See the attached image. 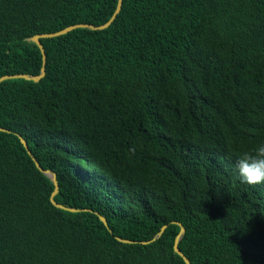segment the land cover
Wrapping results in <instances>:
<instances>
[{
  "label": "trees",
  "instance_id": "trees-1",
  "mask_svg": "<svg viewBox=\"0 0 264 264\" xmlns=\"http://www.w3.org/2000/svg\"><path fill=\"white\" fill-rule=\"evenodd\" d=\"M117 6L0 0V78ZM41 42L45 77L0 83V264H187L175 223L191 264H264V184L234 169L264 143V0H123Z\"/></svg>",
  "mask_w": 264,
  "mask_h": 264
},
{
  "label": "water",
  "instance_id": "water-1",
  "mask_svg": "<svg viewBox=\"0 0 264 264\" xmlns=\"http://www.w3.org/2000/svg\"><path fill=\"white\" fill-rule=\"evenodd\" d=\"M122 2L123 0H118V6H117V9L115 11V13L113 14L112 18L110 19V21L102 26H95V25H91V24H78V25H74V26H70L62 31H59V32H56V33H52V34H41V35H36L32 38H30L29 40L36 43L39 48L41 49V52L43 54V68H42V71L39 75H26V74H21V75H7V76H4L2 78H0V83L5 81V80H9V79H26V80H32V81H35V82H39L43 77H45L46 75V68H45V65H46V54H45V50H44V47H43V44L41 42V39L43 38H53V37H58V36H61V35H64L72 30H75L77 28H87V29H91V30H104L106 28H108L113 22L114 20L116 19V17L118 16V14L120 13L121 11V8H122ZM0 131H7L5 130L4 128H1L0 127ZM24 147L27 149L29 155L32 157L33 161L35 162L37 168L43 173L45 174L46 176H48L54 186H55V190L51 196V201L52 203L58 207V208H61V209H64V210H68V211H72V212H76L78 210L74 209V208H68L66 206H63L61 204H58L56 201H55V196L58 194L59 192V184H58V180H57V175L55 172L53 171H50V170H44L42 168V166L40 165V163L37 161V159L33 156V153L32 151L30 150L29 148V145L28 143L26 142V140H24L21 136H19ZM101 217V220L104 222L105 225H107V220L103 217V216H100ZM175 224H178L180 227H181V231L180 233L178 234L176 240H175V244H174V250L175 252L180 255L187 264H191L189 259L184 255V253L180 250L179 248V243L181 242V240L183 239L184 235H185V228L180 224V223H175ZM167 226H164L162 227V229L160 230V232L157 234V236L152 240V241H148V242H143L144 244H148L150 242H153V241H156L157 239L161 238V236L163 235V233L165 232ZM119 241L121 242H124V243H131V241L129 240H125V239H122V238H118Z\"/></svg>",
  "mask_w": 264,
  "mask_h": 264
},
{
  "label": "clouds",
  "instance_id": "clouds-1",
  "mask_svg": "<svg viewBox=\"0 0 264 264\" xmlns=\"http://www.w3.org/2000/svg\"><path fill=\"white\" fill-rule=\"evenodd\" d=\"M234 169L242 183L264 184V143L242 152L234 161Z\"/></svg>",
  "mask_w": 264,
  "mask_h": 264
}]
</instances>
